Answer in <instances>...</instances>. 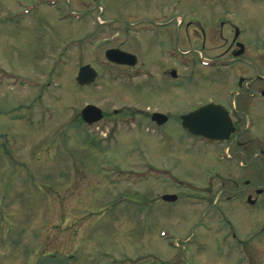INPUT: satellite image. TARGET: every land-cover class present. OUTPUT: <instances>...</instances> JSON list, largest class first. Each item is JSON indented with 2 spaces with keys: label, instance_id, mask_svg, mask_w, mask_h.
Listing matches in <instances>:
<instances>
[{
  "label": "rangeland",
  "instance_id": "rangeland-1",
  "mask_svg": "<svg viewBox=\"0 0 264 264\" xmlns=\"http://www.w3.org/2000/svg\"><path fill=\"white\" fill-rule=\"evenodd\" d=\"M171 2L0 0V264H240L238 254L264 264V204L251 216L241 213L243 195L215 205L236 190L224 178L241 175L179 126L180 116L215 99L196 58L223 51L189 46L170 19ZM203 5L181 0L176 14L185 18L190 6L201 14ZM108 49L133 54L137 63L108 64ZM85 65L98 77L78 88ZM217 75L231 86L227 70ZM86 105L102 112L94 127L81 122ZM154 112L168 123L149 126ZM254 131L264 137V116ZM256 163L250 169L261 173ZM150 166L175 178H155ZM220 168L225 177L207 186ZM185 182L208 187L207 194L180 189ZM165 195L176 203L163 204ZM213 206L228 210V226Z\"/></svg>",
  "mask_w": 264,
  "mask_h": 264
},
{
  "label": "flooded vegetation",
  "instance_id": "flooded-vegetation-1",
  "mask_svg": "<svg viewBox=\"0 0 264 264\" xmlns=\"http://www.w3.org/2000/svg\"><path fill=\"white\" fill-rule=\"evenodd\" d=\"M171 3L174 5L170 12V19L177 20L176 27L178 29H184L189 46H193L195 50L203 53L206 52V54L218 50L223 51V53L211 56L204 54L199 56V66L204 70L200 77L204 86H207L210 92L215 94V99L212 97L199 106L211 104L217 108L222 107L232 128L225 139L214 143L185 135L191 142H196L203 148L219 150L217 162L228 165L241 175L238 179L224 178L226 172L220 168L217 173L211 176V180L215 175L219 179H229L236 186L234 192L223 199L220 198L215 205L234 204L243 195L244 197L238 202L241 206V213L254 215L264 204L259 200V197L262 196L264 201V137L254 131L260 117L264 116V10L261 12H251L250 10L248 13L245 8L248 3L264 7V0H202L203 12L199 14L194 7L190 6L188 12L193 15L189 16L188 13L185 18L182 14H176L181 0H172ZM218 8L220 11L215 14ZM167 25H171V22H166L164 25L154 23V26L159 28ZM223 56L227 57L221 58ZM192 65L193 62L183 67L189 68ZM222 70H227L230 74L231 86L229 80L220 82L218 75L216 76ZM172 72L176 75L175 71ZM221 86L222 88H220ZM196 108L198 106L185 114ZM167 123L168 121L165 124ZM180 123L181 121H179V125ZM221 124L225 128L224 121ZM258 145L262 148L256 150ZM252 162L262 163L261 173L250 169ZM244 189H248L255 197L253 198L252 194L245 195ZM196 205L202 206L203 204L196 203ZM216 210L220 219L219 223L225 222L228 226L229 221L226 218V215L230 214L228 210L226 208H216ZM232 229L229 227L228 232H231L235 238ZM234 242H236L234 246L236 251L241 253L242 244L240 246L239 243L242 241L235 240ZM242 249L244 248L242 247ZM238 258L242 259V262L241 260L238 262L240 264H253L249 255H246L245 258L244 255L238 254Z\"/></svg>",
  "mask_w": 264,
  "mask_h": 264
},
{
  "label": "water",
  "instance_id": "water-1",
  "mask_svg": "<svg viewBox=\"0 0 264 264\" xmlns=\"http://www.w3.org/2000/svg\"><path fill=\"white\" fill-rule=\"evenodd\" d=\"M104 57L111 63L118 64V65H129L133 66L135 62V58L133 56H130L128 54L122 53L118 50H108L105 52ZM171 77H175V73L171 72ZM96 78L95 72L90 69L89 66L82 67L76 78V83L78 86H85L91 84L94 79ZM207 114L212 115L215 120H208ZM217 114H215L214 111H210L208 107H201L195 112L184 116L182 118V128L190 132L193 135H200L203 136L205 133H210V136H212L215 139L220 138L218 136L219 132L221 133V122L217 121ZM221 119L226 124V128L223 129V132L225 133V136L227 133L231 131V128H229V121L224 115H219ZM81 118L82 120L87 124H92L100 120L101 114L98 109L92 106H86L82 112H81ZM153 119L157 121V123H162L165 119L163 116H160L159 114H155L153 116ZM207 122H209L207 126ZM216 123V125H215ZM216 134V135H215ZM176 200L175 196H163L162 201L166 203H172Z\"/></svg>",
  "mask_w": 264,
  "mask_h": 264
}]
</instances>
